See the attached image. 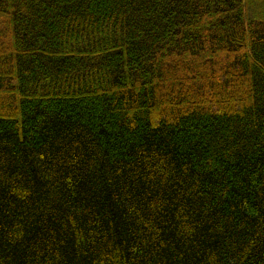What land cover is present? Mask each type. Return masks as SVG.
Listing matches in <instances>:
<instances>
[{"label":"trees","instance_id":"obj_1","mask_svg":"<svg viewBox=\"0 0 264 264\" xmlns=\"http://www.w3.org/2000/svg\"><path fill=\"white\" fill-rule=\"evenodd\" d=\"M0 264H264V0H0Z\"/></svg>","mask_w":264,"mask_h":264}]
</instances>
